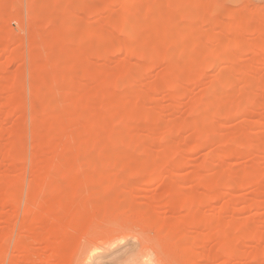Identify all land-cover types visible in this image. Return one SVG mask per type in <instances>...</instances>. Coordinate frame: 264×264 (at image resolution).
<instances>
[{
  "label": "rangeland",
  "instance_id": "rangeland-1",
  "mask_svg": "<svg viewBox=\"0 0 264 264\" xmlns=\"http://www.w3.org/2000/svg\"><path fill=\"white\" fill-rule=\"evenodd\" d=\"M170 1L0 0V264H264V0Z\"/></svg>",
  "mask_w": 264,
  "mask_h": 264
},
{
  "label": "bare ground",
  "instance_id": "bare-ground-1",
  "mask_svg": "<svg viewBox=\"0 0 264 264\" xmlns=\"http://www.w3.org/2000/svg\"><path fill=\"white\" fill-rule=\"evenodd\" d=\"M153 1H159V0H153ZM169 4H170V5H175V3H173V0H171ZM195 17H197V16H195ZM199 17H201L202 20H207V19H209V18L206 19L205 16H199ZM165 20H166V24H167L168 20H167V19H165ZM209 21H211L212 23H220V21L217 20V18H210ZM158 22H159L158 24H159V27H160V28L163 27V26L165 25V22H164L163 18H162V19L160 18V19L158 20ZM171 23H172V24H171ZM169 24H171L172 27L174 28V24H173L172 21H170ZM240 28H241V29H240ZM242 31H243V27L241 26V27H239V30L237 31V33H236V35H235V38H236V39L241 35V32H242ZM235 38L233 37V39H235ZM174 40H176V39H174ZM176 41H177V40H176ZM180 42H181V41H180ZM175 43H176V42H175Z\"/></svg>",
  "mask_w": 264,
  "mask_h": 264
}]
</instances>
